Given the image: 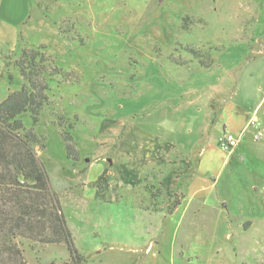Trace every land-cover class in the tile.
Here are the masks:
<instances>
[{"label":"rangeland","instance_id":"1","mask_svg":"<svg viewBox=\"0 0 264 264\" xmlns=\"http://www.w3.org/2000/svg\"><path fill=\"white\" fill-rule=\"evenodd\" d=\"M4 1L0 0V41H7L15 28L2 18L13 24L20 19L18 12L5 16ZM252 2L202 0L187 6L175 0H30V17L20 28L23 44L45 47L52 78L49 106L35 130L46 139V149L37 155L59 199L73 246L84 260L81 264H140L144 257L140 246L147 237L156 236L149 225H164V213L159 217L155 216L158 210H143L148 203L141 185L131 191L120 186L114 202L106 195L111 186H119L116 165L125 161L118 153L123 132L133 124L162 136L164 128H156L158 118L164 127L173 126L175 136H182V150L195 151L188 156L201 164L199 172L208 171L210 180H216L206 197V223H201L206 231L190 224L198 222L190 213L179 245L187 242L191 250L178 249L176 258L182 259L184 253L183 259L191 257L193 264H264V76L260 74L264 56L253 64V82L234 98L261 102L256 125L243 129V123L239 128L233 151L238 155L226 159L222 168L226 153L216 147L199 159L196 147L189 148L194 133H189L188 122L166 115V107L160 104L178 90L173 82L177 67L202 70L187 48L197 52L203 63L209 60L206 55L219 58L225 51L223 58L235 61L238 56L231 47L242 40L237 31L263 32L264 20L255 27L260 15ZM240 20L245 21L243 26L237 25ZM1 68L0 64V73ZM9 74L11 82L7 75L0 80V102L8 90L19 86L16 73L10 69ZM23 121L29 127L28 118ZM66 134L71 136L76 162L66 157ZM139 141L132 134L125 141L132 158L140 150ZM183 158L181 150H175L168 157L170 162L151 166L167 165L177 172ZM131 163L134 169L136 162ZM106 169L109 189L100 193L90 185ZM179 182L178 190L186 180ZM166 211L167 207L165 215ZM21 249L26 264H75L64 246L32 250L25 243Z\"/></svg>","mask_w":264,"mask_h":264},{"label":"crops","instance_id":"2","mask_svg":"<svg viewBox=\"0 0 264 264\" xmlns=\"http://www.w3.org/2000/svg\"><path fill=\"white\" fill-rule=\"evenodd\" d=\"M17 1L19 5H16ZM175 1L177 4L190 6V3H200L202 0ZM254 2L257 4L256 7L260 15L255 22V27H258L262 25V20H264V0H253L252 3ZM4 3L6 7L5 16L8 13L13 16L18 12L17 16L20 17L16 24L2 18V21L8 22V26L11 25L13 27L14 25L15 28L10 29L8 40H2L0 44L8 50L13 51L17 44L20 28L26 24L27 19L30 17V0H7ZM12 10H14V14ZM0 17H3L1 13ZM244 22L240 20L237 25L243 26ZM261 32L254 29V33L250 32L247 34V30L244 32L242 28L237 31L242 40H239V42L231 47L234 48L238 56V59L235 61L224 59L223 55H225V51L219 58L213 57V65L208 69L186 70V67L182 69L177 67L175 69L177 73L173 78V82L178 90L167 96L166 99H161L160 104L166 107V115H170L171 118L179 117L181 121L188 122L189 133L191 131L194 133L193 142L189 145V148L196 147L199 159H203L206 153L218 147V139L224 134L233 135L238 141L239 128L242 127L243 123L246 124L243 129L247 128L250 120L255 118L262 108L261 102L252 103V101H245L243 103V96L241 100L234 101V98L240 96V93L243 92L242 89H246L250 81L253 82L250 80L255 71L253 64L258 57L264 56V40L261 38L264 30ZM256 35L260 36L259 39H257ZM244 65L247 67L245 70ZM260 68L262 69L260 74L264 76V62L260 65ZM232 76L234 80L230 79ZM244 107L248 109L246 110ZM262 114L264 115V111ZM244 116H247L245 122ZM162 120V118H158L156 121L158 131L160 128H164L162 136L146 128L136 127L133 124H130L123 132L122 138L118 143V153L123 156L125 161L120 165H116L120 172V175H117L116 172L119 186L116 189H113L111 186L110 191L106 195L113 197L111 201L114 202V195L120 186H125L128 191L136 189L142 183L141 174L145 168L151 165L168 163L170 162L168 159L169 155L175 150H181L182 154H184V158L180 162L182 168L177 172L171 170L160 183L166 197L165 203L159 207L155 216L160 217L164 213L165 223L159 227L157 225H149V230L154 231L156 236L147 237L146 244L140 246L142 250H139V253L144 256L140 260V264H146V262L150 264H193V258L183 259L184 253H181L182 259L178 260L176 258L178 249L191 250V244L187 242L179 245L182 225L187 216L192 213L193 219H197L198 222L192 220L190 224L192 226L195 225L197 229H204L206 231V225H201V223H206V208H208L206 206V197L207 193L213 189L216 180H210V175L212 174L208 171L199 172L201 164H195L191 160L193 158L188 156V153L195 154V151L190 152L191 149L182 150V136H175L173 126L171 129L169 126L164 127ZM130 134L134 137L138 135L140 139L138 148L140 150L134 152L136 155L133 158L130 157L133 154L130 153L131 150L125 147V141L129 138ZM258 136L259 134L255 135L257 138ZM233 151L226 153V158L221 163V168L225 164L226 159L238 155L235 153L236 151ZM133 161L136 162L134 169L130 165ZM178 179L186 180L185 184L182 185V189L180 188L181 190H178L180 186ZM175 191L182 196L180 204L166 217L165 209L173 200V193ZM96 193L97 196H101L97 191ZM135 209L142 216H148V213L142 211V209ZM210 209L214 208L210 207ZM147 234H149V231H147ZM162 240L164 241L162 242Z\"/></svg>","mask_w":264,"mask_h":264},{"label":"trees","instance_id":"3","mask_svg":"<svg viewBox=\"0 0 264 264\" xmlns=\"http://www.w3.org/2000/svg\"><path fill=\"white\" fill-rule=\"evenodd\" d=\"M22 38L19 32L13 51L0 45V80L7 75L8 81H12L10 69L19 79L18 88L8 90L0 102V264H26L21 249L25 243L32 250L50 245L64 246L70 259L81 264L84 260L73 246L59 199L37 155V151L46 149V139L35 130L49 106L48 82L52 81L45 47L27 48ZM187 50L201 69L213 65L209 54L206 55L209 60L203 63L197 52ZM24 118H28L29 127ZM69 141L71 136L66 134V157L76 162ZM172 169L167 165L151 166L143 172L140 190L148 203L143 210H158L165 196L160 181ZM109 173V169L104 170L90 186L100 193L107 192ZM181 197L177 191L173 193L167 215L179 206Z\"/></svg>","mask_w":264,"mask_h":264},{"label":"built area","instance_id":"4","mask_svg":"<svg viewBox=\"0 0 264 264\" xmlns=\"http://www.w3.org/2000/svg\"><path fill=\"white\" fill-rule=\"evenodd\" d=\"M256 119L253 118L249 122V126H255ZM237 139L230 134H224L218 139V147L225 153H231L237 146Z\"/></svg>","mask_w":264,"mask_h":264}]
</instances>
